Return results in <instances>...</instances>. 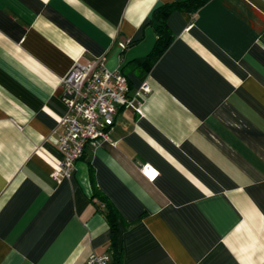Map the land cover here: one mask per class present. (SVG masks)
I'll use <instances>...</instances> for the list:
<instances>
[{
	"label": "crops",
	"instance_id": "obj_1",
	"mask_svg": "<svg viewBox=\"0 0 264 264\" xmlns=\"http://www.w3.org/2000/svg\"><path fill=\"white\" fill-rule=\"evenodd\" d=\"M174 1L0 0V264H264V0L171 11L144 68ZM95 62L150 92L57 181L59 81Z\"/></svg>",
	"mask_w": 264,
	"mask_h": 264
},
{
	"label": "built area",
	"instance_id": "obj_2",
	"mask_svg": "<svg viewBox=\"0 0 264 264\" xmlns=\"http://www.w3.org/2000/svg\"><path fill=\"white\" fill-rule=\"evenodd\" d=\"M60 100L64 113L59 119L57 150L61 160L51 172L54 180L69 178L86 146L99 139L109 140L107 132L113 126L121 107H135L150 92L144 81L130 93L129 81L120 70H108L101 62L75 64L60 78ZM142 172L150 177L148 166ZM84 264H111L109 255L92 253Z\"/></svg>",
	"mask_w": 264,
	"mask_h": 264
},
{
	"label": "trees",
	"instance_id": "obj_3",
	"mask_svg": "<svg viewBox=\"0 0 264 264\" xmlns=\"http://www.w3.org/2000/svg\"><path fill=\"white\" fill-rule=\"evenodd\" d=\"M206 1L208 0H177L157 6L153 10L148 22L154 31L155 42L150 52L145 57L137 60L136 62L139 65H142L144 68L150 67L166 50L172 39V35L166 25V17L168 13L173 10H183L188 13H194ZM104 205L106 206V210L104 211L105 217L108 220L111 228H113L114 221L116 218H118V213L113 207L109 206L106 201H104ZM111 264H121L120 255L117 249L113 250Z\"/></svg>",
	"mask_w": 264,
	"mask_h": 264
}]
</instances>
